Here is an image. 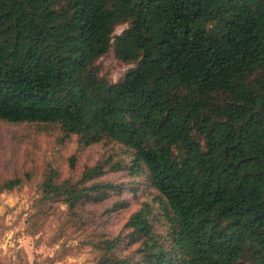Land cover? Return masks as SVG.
<instances>
[{
	"label": "trees",
	"instance_id": "obj_1",
	"mask_svg": "<svg viewBox=\"0 0 264 264\" xmlns=\"http://www.w3.org/2000/svg\"><path fill=\"white\" fill-rule=\"evenodd\" d=\"M112 48L136 65L117 83ZM0 121L113 147L77 182L51 170L41 206L150 191L97 264H264V0H0Z\"/></svg>",
	"mask_w": 264,
	"mask_h": 264
},
{
	"label": "rangeland",
	"instance_id": "obj_2",
	"mask_svg": "<svg viewBox=\"0 0 264 264\" xmlns=\"http://www.w3.org/2000/svg\"><path fill=\"white\" fill-rule=\"evenodd\" d=\"M127 28V24L118 26L115 36ZM97 66L102 76L117 83L136 65L119 60L112 48ZM62 137L56 127L0 121V184L22 180L14 191L0 194V264H97L96 244L117 236L129 217L150 200L149 190L142 187L135 195L126 188L122 195L87 204L75 217L63 203L39 205L51 170L59 172L58 183L77 182L113 148H83L78 137L65 142ZM98 181L123 187L134 183L124 172L107 173Z\"/></svg>",
	"mask_w": 264,
	"mask_h": 264
}]
</instances>
